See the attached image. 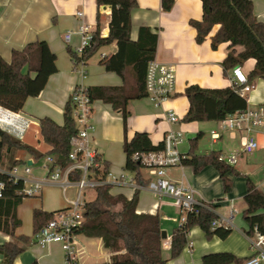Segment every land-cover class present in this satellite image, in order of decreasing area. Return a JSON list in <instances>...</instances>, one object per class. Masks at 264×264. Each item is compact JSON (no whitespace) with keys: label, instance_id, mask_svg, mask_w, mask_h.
<instances>
[{"label":"crops","instance_id":"obj_1","mask_svg":"<svg viewBox=\"0 0 264 264\" xmlns=\"http://www.w3.org/2000/svg\"><path fill=\"white\" fill-rule=\"evenodd\" d=\"M251 1L255 16L264 22V0ZM78 9L82 10V18L75 15V11ZM130 12V38L132 40L137 39L138 28L142 26L150 28L157 34L154 58L157 61L173 65L174 95L162 102L160 106H154L147 96L129 99L126 106L128 111L126 132L123 128L122 114L114 110L109 103L101 99H94L92 117L95 132L92 144L96 146L101 161L107 163L108 170L112 174L128 178L132 173L124 168L125 155L122 142L125 136L130 138L135 132H147L151 143L157 145L163 140L169 129L180 130L181 140L177 148L184 156L190 150L189 140L193 139L198 132H201L202 136L197 141L195 153L208 154L211 150L220 153L239 152L238 160L232 167L238 173L235 176L242 175L243 179L235 177L234 180V173L228 172L227 178L229 177L231 180L228 192L223 191L222 179L212 164L197 172L193 171L191 165L184 163L167 169L166 176L170 180L182 181L188 185L193 189L196 199L210 203L218 217H230L232 225L230 226L231 231L225 238H219L215 234L206 237L199 225L193 226L186 234L187 243L180 254L175 258H169V248L162 247V257L166 259L164 264H203L202 256L204 254L224 251L232 252L244 260L252 253L249 236L245 232L248 224L244 221L242 214L245 209L244 196L247 192V178L254 183L255 188L264 183V141L262 135L261 133L256 134L259 147L251 153L243 154L240 152L242 135L240 132L220 131L218 121L215 120H193L190 122L181 120L188 111L189 105L183 93L186 85L195 83L204 88H222L231 85V69L224 74L222 67V62L229 51V43H220L216 48L211 46V36L219 28L218 25H214L201 42L195 40L196 29L190 25V21L202 18L201 0H173L172 7L167 11L162 9L161 0H136V6ZM110 14V6H98L96 0H0L1 57L9 62L13 49H21L27 42L35 40H44L56 57L57 71L48 77L45 87L37 96H28L24 106L19 110L20 114L28 119L26 131L22 136L16 137L21 142L34 147L42 154H46L51 148V146L48 149V146L42 145L38 138L39 132L43 140L38 119L46 115L57 124H62V109L77 82L66 46L76 49L81 37L77 28L82 22L89 25L92 31L98 29L102 36H107ZM68 31H72V36L70 42L66 43L63 35ZM116 49L115 42H111L100 47L86 60L87 76L84 83L88 87L124 85L127 88L134 85L135 81L129 70L126 71L125 79H123L114 71H107L100 63L102 54L109 55ZM236 50H241V47L237 46ZM254 66L255 59L247 58L241 62L239 68L242 73L248 76ZM23 71H26V67L23 68ZM251 83L253 88L247 94L248 107H254L264 101V79L258 77ZM168 108L175 111L178 117L176 123H170L165 119V109ZM29 128H32L34 136H37L36 142L31 136ZM212 129L219 131L218 138H213L210 135ZM206 132L209 133V138H205ZM44 157L35 160L24 150H17L15 153V158L20 159L19 164L27 163L31 166L40 164L41 168H43ZM1 164L3 167L5 165L6 170L10 169L6 162L1 161ZM140 172L143 180L148 181L150 176L147 170L142 168ZM45 174L46 170L43 175L35 176L30 168L29 174H25L24 177L42 180ZM145 186L146 184L138 188L136 210L139 213L158 214L161 231L164 229L166 232L164 243V240L169 241L173 230L179 226L181 211L173 204L169 196L163 195L158 198ZM69 190H72L74 194L73 187L68 188L66 193ZM133 192L134 189L130 185H116L109 189L110 194H123L127 199L133 196ZM51 193H55V196ZM36 196L39 198L26 209V212L30 213L31 223L33 208H40L48 212L63 209L66 206L65 195L57 186L47 184ZM22 201L15 208L20 224L21 214L18 206ZM14 234L26 235L29 237V241L25 244V249L13 259V264H29L32 260L38 261L39 264H69L65 261L62 246L58 242H50L49 246L43 248L34 243L33 229L22 231L15 227ZM13 239L14 237L0 230V243ZM76 239L79 244H82V247L75 264L107 262L115 254L123 251H111L101 243L100 238L89 237L83 233L77 234ZM2 259L3 255L0 253V263ZM230 264L235 263L231 262ZM260 264H264V261Z\"/></svg>","mask_w":264,"mask_h":264},{"label":"trees","instance_id":"obj_2","mask_svg":"<svg viewBox=\"0 0 264 264\" xmlns=\"http://www.w3.org/2000/svg\"><path fill=\"white\" fill-rule=\"evenodd\" d=\"M97 5L110 6V18L107 36H102L100 30L95 29L89 47L78 54L69 46L67 51L73 63L84 61L91 57L103 45L115 42L117 49L109 55L103 56L100 63L107 71H114L121 78L129 70L134 78L132 87L102 86L88 87L89 96L109 103L114 110L122 114L123 128L127 131L126 122L128 111L127 102L132 98H143L145 92L146 67L156 51L157 34L146 26L139 27L136 40L130 38L131 9L136 6V0H96ZM173 0H161L162 9L167 11L172 7ZM202 18L191 19L190 25L196 29L195 40L201 42L214 25L218 29L211 36V46L216 48L220 43L228 42L227 52L222 67L224 74L227 70L239 66L247 58L255 59L254 69L248 74V81L261 77L264 79V22L255 14L251 0H201ZM241 50L237 51L236 47ZM55 54L43 40L27 42L21 49L11 51V59L5 61L0 55V105L9 110H21L28 96H37L45 87L48 77L57 71ZM26 67V71L23 68ZM188 100V111L181 118L184 122L219 121L229 113L239 112L247 106L246 96L241 95L232 85L222 88H204L192 83L183 90ZM264 102V101H263ZM70 98L62 109V124H57L51 117L38 119L39 130L43 141L51 148L46 152L54 158L60 166L69 162L68 154L71 150V139L77 135L78 129L71 113ZM202 136L198 132L189 140L190 150L184 156L182 163L191 165L194 172L207 165H213L223 184V191L228 192L231 180L227 173L238 174L231 165L220 161L219 151L211 150L208 154L195 153L198 139ZM125 155V170L133 173L139 185H145L140 170L142 163L133 158L135 153L159 151L163 148L162 141L154 145L147 132H135L130 138L124 137L122 142ZM17 150H24L33 159L37 160L46 154L38 152L34 147L28 146L18 138L8 135L0 130V161L9 164L10 168L20 163L15 158ZM108 165L104 161L99 170L105 176ZM72 179H79V172L70 175ZM4 181V193L0 197V230L14 237L12 241L0 243V253L3 259L0 264H13V259L21 253L29 237L15 235V227L20 219L15 213L16 206L25 198L22 194L23 180L13 181L7 174L0 173ZM246 194L244 196L245 209L243 219L248 224L247 235H253L254 229L264 233V193L259 192L254 183L247 178ZM133 196L127 199L123 194H110L107 185L96 186L94 197L86 199L84 203V219L78 234L83 233L89 237L100 238L101 243L110 250L124 249L123 254H115L110 261L98 264H164L162 257L163 239L161 238V225L158 214L139 213L136 210L138 202V189ZM54 211H44L40 208L32 209V229L35 233L39 227L45 225L53 217ZM217 217L214 211L196 206V210L188 212L186 220L177 226L170 235L169 258L177 257L186 245V234L190 228L199 225L206 237L213 234L225 238L231 228L216 226L211 228L210 222ZM243 260L232 252L218 251L204 254L203 264H239ZM29 264H39L32 260Z\"/></svg>","mask_w":264,"mask_h":264},{"label":"built area","instance_id":"obj_3","mask_svg":"<svg viewBox=\"0 0 264 264\" xmlns=\"http://www.w3.org/2000/svg\"><path fill=\"white\" fill-rule=\"evenodd\" d=\"M75 15L79 18L83 17L81 9L75 11ZM80 42L76 46L78 54L82 53L89 47L92 33L90 26L80 23L77 28ZM72 31H68L63 35L64 42H70ZM102 56H105L102 54ZM73 72L76 74L77 82L73 86L69 98L72 105L71 113L73 115L78 133L71 139V150L68 154L69 164L60 166L54 162V158L50 154H46L42 167L46 170L44 178L26 179L21 177L17 172L18 165H14L6 170L0 161V173L7 174L13 181L23 180L24 187L22 194L25 197L36 196L41 193L42 189L51 184L60 188L65 195L66 206L63 209L54 211L53 217L48 222L39 227L33 233L34 243L40 247L49 246L50 242H58L61 244L65 261L69 264H75L81 252L82 244H79L76 236L78 227L84 219V190L88 188L95 189L96 186L107 185L110 188L116 185H130L134 190L139 185L133 173L131 176L124 177L122 175L112 174L107 170L103 177L99 170L103 167V161L99 157V152L95 145L92 144L95 125L93 122V102L89 96L88 86L84 83L87 76L86 63L78 61L73 63ZM145 92L154 106H160L162 102L172 97L174 94V67L172 64L157 61L155 58L149 60L145 72ZM231 85L241 95L246 96L252 90L253 84L248 81V76L242 73L239 66L231 69ZM164 117L170 123H176L178 117L174 110L165 109ZM28 119L20 114L19 110H9L0 105V130L6 132L10 136L20 137L26 131ZM220 131H238L241 138V150L243 154L251 153L259 147L256 141V134L261 133L264 141V102L254 107L246 106L244 110L229 113L226 118L218 121ZM213 138L219 137V131L212 129L210 132ZM181 140V131L169 129L162 140L164 146L159 151H149L145 153H135L134 159L139 160L143 169H146L150 178L146 186L158 198L167 195L171 198L173 204L180 209L179 225L186 220L188 212L196 210V206H201L213 211L210 203L200 201L194 197L193 189L182 181L174 182L166 176L169 168L182 164L184 155L179 151L178 144ZM239 152L229 151L220 153L217 158L225 164L234 165L238 160ZM31 165V164H30ZM25 163L23 168L24 174H29L31 166ZM79 172V179H72L70 175ZM70 187L74 188L73 197L66 195V190ZM5 183L0 179V197L4 193ZM259 192L264 193V183L258 188ZM229 217H215L210 222L211 228L222 226L229 228L231 224ZM249 236V235H248ZM250 248L252 253L239 264H260L264 261V233H260L254 229L253 235L249 236ZM170 242L164 240L163 248H169ZM122 253H124V249ZM114 250V251H119ZM113 251V250H111Z\"/></svg>","mask_w":264,"mask_h":264},{"label":"rangeland","instance_id":"obj_4","mask_svg":"<svg viewBox=\"0 0 264 264\" xmlns=\"http://www.w3.org/2000/svg\"><path fill=\"white\" fill-rule=\"evenodd\" d=\"M30 129V134H31V136H33L34 137V139H35V142H36V139H37V136L35 135L34 136V130L32 129V128H29ZM29 129H27V130H29ZM211 135V134H210ZM209 133L208 132H206L205 133V138H209ZM38 138H39V140H40V142L42 143V145H45V146H48V149L50 148V146L49 145H47V144H45L44 142H43V140L41 139V136L39 135V132H38ZM204 138V137H203ZM47 149V150H48ZM46 150V151H47ZM46 151H44V152H46ZM3 163H4V161H3ZM7 164V163H6ZM8 165V164H7ZM39 165L40 164H37V165H30L31 166V168H32V172H33V174L35 175V176H39V175H43L44 174V171H45V169L44 168H41V167H39ZM4 167H5V165H4ZM25 167V165L24 164H18V167H17V172H18V174L19 175H22L21 177H24V176H26L24 173H23V168ZM6 168V167H5ZM235 177L236 178H242L243 179V177H242V175H237V176H235V174L233 175V179L235 180ZM53 196H55V193H51ZM68 196H73V193H72V190H69V191H67V193H66ZM84 197H85V199H91V198H93L94 197V189H92V188H88V189H85L84 190ZM61 195V194H60ZM39 198V196H31V197H25L24 199H23V201H22V203L18 206V210H19V213L21 214L20 215V218H21V224L19 225V226H17V229H19V230H22V231H31L32 229V223H31V216H30V213L28 214V217H27V212H26V209L31 205V203L33 202V201H35L36 199H38Z\"/></svg>","mask_w":264,"mask_h":264},{"label":"water","instance_id":"obj_5","mask_svg":"<svg viewBox=\"0 0 264 264\" xmlns=\"http://www.w3.org/2000/svg\"><path fill=\"white\" fill-rule=\"evenodd\" d=\"M28 163H30V162H28ZM165 237H166V232H165V230L163 229V230L161 231V238L164 239Z\"/></svg>","mask_w":264,"mask_h":264}]
</instances>
